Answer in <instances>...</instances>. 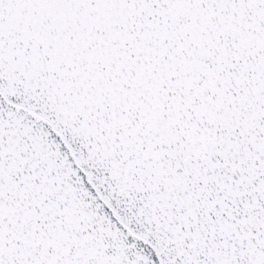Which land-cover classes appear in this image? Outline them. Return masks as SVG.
Wrapping results in <instances>:
<instances>
[{
    "label": "snow or ice",
    "instance_id": "obj_1",
    "mask_svg": "<svg viewBox=\"0 0 264 264\" xmlns=\"http://www.w3.org/2000/svg\"><path fill=\"white\" fill-rule=\"evenodd\" d=\"M0 264H264V0H0Z\"/></svg>",
    "mask_w": 264,
    "mask_h": 264
}]
</instances>
